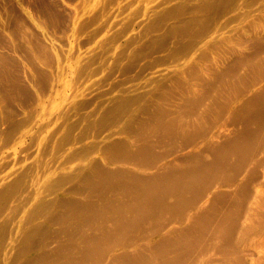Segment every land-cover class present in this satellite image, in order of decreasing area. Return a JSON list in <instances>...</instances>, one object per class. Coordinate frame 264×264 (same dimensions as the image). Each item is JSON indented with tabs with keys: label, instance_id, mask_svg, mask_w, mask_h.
Listing matches in <instances>:
<instances>
[{
	"label": "rangeland",
	"instance_id": "rangeland-1",
	"mask_svg": "<svg viewBox=\"0 0 264 264\" xmlns=\"http://www.w3.org/2000/svg\"><path fill=\"white\" fill-rule=\"evenodd\" d=\"M76 70L77 72H75ZM263 91L264 0H0V192L2 193L1 190L5 189L3 193L6 191L7 194L6 192L5 194L8 195L4 196V194L0 193V197L4 196V198L2 196L0 203L4 199L6 203L8 202V205L4 201L0 204V207L4 208V211L0 209V213L3 211L6 214L9 211L10 213H8L11 215L17 209L19 210V214L16 212L17 216L15 213V216L12 215L13 218L16 217L15 219L10 218L9 215H5L3 212V215L0 214L2 217L5 215L0 219V263L2 264L4 257H10V262L16 260V258L13 259V256L15 257V254L19 251L16 248L18 249L22 245L21 241L26 231L25 229H27L30 223L29 220L34 214L31 209L36 207L40 197L45 199V197L51 195V201L55 200L54 203L60 205L54 213L64 215L65 213L68 214L66 211L70 208L69 205L73 204L74 198H79L78 201L82 202V200L86 199L84 197L90 196V188L93 185H89L91 182H99L102 177L103 180L111 177L103 174L105 170L111 172L112 174H109L112 177L113 173L114 177H116L115 174L119 176V173L122 174H120L121 176H126L127 174L133 177L136 173L148 174L158 170L156 161L162 162L169 158H166V154L159 155L157 151H155V154L151 151L158 148L162 150L161 144L164 143L160 142V145L157 143L158 147L155 149L154 145V149L151 150L152 145L145 147L148 141L144 140L145 149L150 148L145 150L143 146L141 147L143 141H138V139L141 140L143 133L153 129L158 134L165 132L164 134L168 136L171 134L169 132H172L169 137L166 135L160 136V140L168 139L167 142L169 143L164 145L168 146V148H173L170 144L174 145L173 143L181 142L183 139L186 140L187 137L184 130H186L187 134L188 132L193 133L195 130L197 136L194 133H189L191 135L188 134L187 139L190 140L188 142L186 140L187 143L183 140L180 146H186L183 147L186 153L189 150L197 153L205 149V144L210 146L213 143L211 145L214 146V148L212 147L213 150L219 145V142L220 145L228 147L227 144L230 142L221 140L225 136L233 137L232 135L236 133V136H234L237 137L240 134L239 137H234V140H238L242 138V135H251L252 131L256 132L255 130L259 129L261 134L256 135V133H260L257 131L255 133L256 139L253 134V136L245 135L246 137H243V141H247V144L245 142L244 145H252L249 148L252 147L253 149H251L252 151L254 150V153L250 152L251 149L248 147L245 148V150L248 149L247 151H241L244 150L245 146L240 147V145L235 143L237 141L230 143L231 149H235V145H238L236 149H240L244 154L248 153L247 155L245 154L247 158L241 152L244 156L240 155V158L239 155H236L238 150L236 152L231 150V152H234L232 153V163L227 161L229 162L227 167L225 164L223 165L221 176L218 179V181L221 180V183L218 182L221 185L218 184L216 189V191L224 189L223 191H226V193L221 190L223 195L225 194L222 199H220L222 193L219 196L216 195V191L213 195L210 194L208 196V199H210L209 208L213 207L212 210L214 209L213 211H215L209 212L208 215L209 217L212 216L213 220L203 214L200 216V225L204 221L212 222L215 220L214 222L216 223L219 221L220 214L222 212L223 214L226 213L225 215L222 214L223 218L221 219V221L225 220L221 222L223 223L222 228L227 229L224 230L225 232L222 230L224 235L227 236L224 238H228L227 241L230 243L229 241H234V238L237 235L239 236L241 232L239 242L233 243L237 246L236 252L234 251V255L232 254L234 258L231 257L232 263L226 264H233L234 259L242 254H245V257L242 255L241 257L243 258L241 260L236 259L237 261H246L247 264H264V190L260 191L263 189L262 186H264V164L260 163L264 162ZM212 95L214 96L212 97ZM231 97L235 98L232 100ZM229 99H231V102L227 103L226 101H230ZM252 100H257V103H254L255 101L252 103ZM192 102L194 103L193 108L191 107ZM114 104H119V107H115ZM187 105L190 107L188 108ZM193 109H196L194 110L195 114L192 113L194 112ZM187 110L191 113H188ZM186 115L187 117H184ZM199 115L201 116L199 117ZM120 116H123V118ZM231 117L232 120L230 119ZM236 117L238 119H235ZM51 118H53V122H50L52 121ZM162 120H166L169 126L165 125L167 124L165 123L166 121L164 122L165 126L161 125L163 124ZM200 121L204 125L199 124L201 123ZM179 122L183 125L179 124ZM175 123L174 128L176 130H173ZM243 124L249 128L243 127L244 130L247 129L246 132L241 128ZM202 125L203 127H201ZM236 126L242 129L243 132L240 130V132H235V130H238ZM41 127L43 128L41 129ZM164 127L168 128L163 129ZM177 127L180 132H184V136H182V133L181 136L178 134ZM159 131L163 133H159ZM220 131L224 133V136ZM247 131H250V133ZM50 133L51 139L48 136ZM53 133L54 135H52ZM80 134L85 137L84 140L82 137V140L86 145L83 144ZM139 134H141V138ZM220 134L222 135L219 139L220 141H216ZM89 135L91 136L89 137ZM149 135L151 136V133ZM175 135H179V139ZM76 137H80L79 140L81 141L76 142L78 140ZM144 137H147L146 134ZM71 138L73 140H70ZM133 138H136L134 139L135 142ZM169 139L174 142L171 143ZM173 139H178V141ZM123 140H125L126 145ZM190 141L194 145L189 146ZM243 141L241 139V143ZM249 141L250 143L254 142L249 144ZM254 144L255 146L253 147ZM233 145L234 148L232 147ZM21 146L22 148H20ZM126 146H129V151L136 149L138 155H134L135 160L130 158L133 157L131 153H135V151L129 152L127 150L128 154H130L128 157ZM137 146L138 149L143 148L142 150H145L147 155L141 154L142 150L138 151ZM117 150L120 154L125 151L124 157L114 156L118 154ZM9 151H11V154ZM139 152L144 156H139ZM231 152L228 151V153ZM5 155L9 156L5 157ZM149 155L152 157H148ZM259 157L262 160L258 161L259 159L257 158ZM123 158L128 159H125V161ZM250 158L254 159V162ZM249 160L251 161L249 163L253 164L254 170L251 167L252 164L247 165ZM258 162L261 166H259ZM142 163H149L150 166L153 163L156 164L152 165L151 168L148 166L149 164L142 166ZM27 164H29L28 167H31V169H27ZM121 165H125V167L123 166L124 168H122ZM237 165H241V168L239 167L241 170L236 168ZM33 166L35 170L32 169ZM76 166L80 167L79 171H77L78 168ZM71 167L76 168V170L73 169V171ZM119 168H122L123 172L118 171L120 170ZM124 169L128 170L124 172ZM31 170V173L35 172L36 174H31L29 172ZM69 171H71V174L80 172V175L78 174L75 177L73 174L72 177L71 174L68 175ZM66 172L68 173V176L66 175L67 182L65 178L59 179L60 175L63 177ZM81 173L83 174L81 175ZM92 175L98 181L92 179L90 177ZM46 176L51 177V180L57 179L58 176L60 183L62 181L63 187H58L56 184L58 180L50 181L53 184L48 185L47 183L48 186L53 189L54 185H57L56 188L59 189H53L56 192L48 195L50 193L48 191L51 188L48 187V190L46 189L48 193L46 190L44 192V185H46L44 179ZM85 176H87L88 181L91 179V182H88L89 184ZM22 180L25 182L22 183L26 188L25 190H23V186L20 185L23 188L19 186V182L21 183ZM14 181L16 182L14 183ZM63 181L65 184H63ZM60 183L59 185H61ZM231 183L234 184L231 185ZM86 184L85 188L88 187V190L84 189ZM241 184L245 187H242V192ZM16 185L20 188H16ZM47 185L45 186L46 188ZM11 187L12 189L15 187L13 192ZM77 187L80 188L78 191H81V188L85 192L89 191L88 194L86 193V195L82 191L78 192ZM18 188L22 189L20 192L22 194L20 195L17 194L19 193ZM195 189L198 190L199 188ZM243 189L248 190H245L248 194L246 192V194H242ZM11 192L16 194L12 196ZM44 193L46 195H43ZM10 195L13 198H10ZM256 196L259 197L258 200ZM14 199H19V201H14ZM116 199L114 203H118L121 206L120 203H122L123 198H118L120 199L117 200L118 202ZM218 199H220L222 204H220ZM57 200H59L58 203ZM86 200H89V198ZM211 200L213 202L216 201L217 204L212 203ZM15 202L19 208L14 204L16 207L12 208H17L16 210L12 208L7 210L9 204L12 206L11 204ZM3 203L4 207L2 206ZM216 205H220L219 207L224 208L225 211L222 208L219 209ZM122 206H124V203ZM122 206L121 208H123ZM172 207L175 208L174 206ZM179 207L180 210L177 209V213H174L175 209L173 211L169 209V212L166 213L163 210V212L156 213L154 215L155 219L159 220L155 221L153 216L155 225L152 223L153 220L148 221L152 223H150L152 226L144 223L141 225L137 222L138 227L141 226L139 228L135 227V231L132 226H135L136 223L131 226L128 225L129 223L125 224L133 230L132 233L131 230H128L130 228L127 227L129 233L125 234L127 231L124 223L121 225H124L123 228L125 230L120 225L115 227L113 231H118V227H120L119 230L121 232L124 230L122 234L124 233L125 236L118 231L116 233L119 238L115 233L112 234L115 238L110 236L113 240L112 238L108 239L109 237L107 238L106 236L107 239H105L112 241L115 239V244L117 245H114L111 241L113 245L106 241L104 243V238L98 239L99 234L101 235L103 232V230L100 232V229L106 228L108 229L107 231L110 230L108 236L112 231L111 228H103V224L101 225L100 222L98 225H101L102 228L99 227L98 231L100 233L95 231L97 236L93 234L95 233L94 231H90L92 235L96 236L95 240H97V243L100 242L98 248L90 250L91 252L86 250L84 256L79 258L77 264H118L117 256L124 257L131 250L141 245L144 246L142 242L146 243L151 233H155L158 238V240L156 239L158 242L155 241V244L160 246L159 240H161L160 238L163 235L165 236L168 229L171 230L174 226L177 229L178 226L182 227L187 222L192 221L190 218L182 220L179 217V214L182 215L183 213L179 212L183 211L186 206L184 207L183 205L182 207L179 204ZM70 211L71 209H69ZM227 211H231V214ZM193 213L191 211L189 214L193 215ZM28 214L29 216H27ZM94 217L97 218L94 219V222L95 220L98 222L99 217V219L105 220V218H101V215L97 216L96 214ZM161 220L166 221L165 223L168 222L169 225L163 224ZM159 221L164 227L159 226ZM84 223L87 222L81 224L83 230L84 226H87L89 222L86 225ZM47 226L46 224L44 229L41 226L42 229L37 233L39 239L34 245L36 252L37 250L40 251L38 248L40 245L45 244L46 241L51 247L56 245L57 239L54 241V238L48 236L49 230L47 232V228L49 227ZM153 226L162 228L157 230ZM196 226L199 228L198 225ZM35 227L33 225L34 229H36ZM53 227L52 229L55 230V227L57 229V224H54ZM89 227L86 230L88 228L90 230L91 226L89 225ZM106 229L101 236L107 235ZM228 229H231V232L235 231L232 236H230L231 232L228 233ZM8 230L11 231L8 232ZM86 230L83 232H86ZM143 230H146V232ZM90 232L87 231L85 234L87 235L88 233L90 235ZM226 232L229 236L225 234ZM140 233L145 238H142ZM85 234L83 236H85L84 239L86 238V240L94 238L92 235L89 237ZM220 235L224 236L223 233ZM116 238L118 239L116 240ZM221 238L219 240L224 244L222 241L225 239ZM10 243L11 247H9ZM18 243H20L19 246H17ZM208 244L207 247L211 245L209 244L208 246ZM215 246L213 250H210L213 247L212 245L209 249L207 247L205 248L206 250L200 249V253L203 252L204 254H199V256L201 255L200 257H198V253L186 254L187 251L182 254L185 248L177 246L182 250L179 251L177 247L175 249L173 247L171 253L174 252L175 258H178L181 262L174 257L173 260L168 259L170 254L166 255L165 258L167 257V261L171 262V264L172 261H175V264H183V260H185L184 264H218V262L222 264V259L217 258L218 262L216 260V257L220 254L214 251L216 249ZM198 247L196 246V249ZM237 248L240 250H238L239 252ZM207 250L210 251L208 252ZM157 254H155L157 258L162 256L160 252L159 256ZM181 254L183 256L186 255L185 257L186 259L188 257V260L186 261L183 256V259H180ZM92 256L93 259L91 258ZM94 256H96L95 259ZM213 256L216 257L211 259ZM50 258L51 254L47 252L45 257L41 258L37 264H46ZM189 258L192 260H189ZM85 259H89V262L85 261ZM209 260H214L215 262L211 263ZM167 261L166 263H168ZM19 262L16 261L13 264H19ZM241 262H236V264H241ZM244 262L242 264L246 263ZM166 263L162 262V264Z\"/></svg>",
	"mask_w": 264,
	"mask_h": 264
},
{
	"label": "bare ground",
	"instance_id": "bare-ground-1",
	"mask_svg": "<svg viewBox=\"0 0 264 264\" xmlns=\"http://www.w3.org/2000/svg\"><path fill=\"white\" fill-rule=\"evenodd\" d=\"M146 34V33H145ZM258 55V54H257ZM258 57V56H257ZM251 59H253V58H251ZM258 62H259V60H258ZM75 72H77V70L75 71ZM76 78V77H75ZM72 82H73V80H72ZM68 88V87H67ZM71 88H73V87H71ZM75 89H76V86H75ZM67 92H69V91H67ZM216 92H217V90H216ZM264 92V91H263ZM70 96V95H69ZM214 95H212V97H213ZM216 96V95H215ZM264 96V95H263ZM235 97H231V99L233 100ZM231 99H229L230 101H226L227 103L228 102H231ZM197 100V99H196ZM214 100H215V98H214ZM200 101V100H199ZM203 101H204V99H203ZM255 101V100H254ZM253 100L251 101L252 103L254 102ZM70 102V101H69ZM68 102V103H69ZM201 102V101H200ZM213 102H215V101H213ZM221 102V101H220ZM117 103V102H116ZM193 103V102H192ZM194 103H195V101H194ZM194 103L192 104V108L194 107ZM206 103V102H205ZM254 103H257V100L254 102ZM67 104V103H66ZM197 104V103H196ZM222 104H223V102H222ZM119 105V104H118ZM117 104L115 105L114 104V106L116 107H119ZM191 105V104H190ZM202 105V104H201ZM211 105V104H210ZM224 105V104H223ZM255 105V104H254ZM188 106V105H187ZM196 106V105H195ZM229 106V105H228ZM190 106H188V108H189ZM200 107V106H199ZM209 107V106H208ZM223 107V106H222ZM225 107H226V103H225ZM54 108V107H53ZM196 108H198L197 106H196ZM210 108V107H209ZM227 108V107H226ZM226 108H224L225 110H226ZM117 109V108H116ZM128 109H130V108H128ZM118 110H119V108H118ZM132 110V109H131ZM194 110H196V109H193V111ZM209 110V109H208ZM207 110V111H208ZM239 110H241V109H239ZM130 111V110H129ZM203 111H204V109H203ZM206 111V112H207ZM257 111H258V107H257ZM187 112L188 113H191L190 111H188L187 110ZM198 112V111H197ZM62 113V112H61ZM126 113V112H125ZM192 113H194L195 114V111L194 112H192ZM199 113V112H198ZM48 114V113H47ZM67 114V113H66ZM200 114H202V113H200ZM188 115V114H187ZM187 115L186 116H184V117H187ZM264 115V114H263ZM62 116V115H61ZM67 116V115H66ZM189 117H190V115H188ZM196 116V115H195ZM201 115H199V117H200ZM120 117H122L123 118V116H120ZM264 117V116H263ZM54 118V117H53ZM53 118H51V120L53 119ZM191 118V117H190ZM198 118V117H197ZM234 118V117H233ZM181 119H183L182 117H181ZM231 120H232V117L230 118ZM235 119H238L237 117L235 118ZM66 120V119H65ZM201 120V119H200ZM166 121V120H165ZM164 120H162V122H163V124H161V125H164V122H165ZM50 122H53V120L52 121H50ZM159 122V121H158ZM161 122V121H160ZM183 122V121H182ZM188 122V121H187ZM201 122V121H200ZM255 122V121H254ZM47 123V122H46ZM45 123V124H46ZM165 123H167V124H165V125H167V126H169V124H168V122L166 121ZM178 123V122H177ZM36 124V123H35ZM49 124V123H48ZM179 124H181L180 122H179ZM197 124V123H196ZM199 124H203L202 122L201 123H199ZM211 124V123H210ZM210 124H208V126H210ZM50 125V124H49ZM60 125V124H59ZM58 125V126H59ZM164 125V126H165ZM176 125V123L173 125V130L175 129L174 128V126ZM181 125H183V124H181ZM198 125V124H197ZM204 125V124H203ZM203 125L201 126V127H203ZM41 126V125H40ZM39 126V127H40ZM158 126V125H157ZM245 125L243 124V126L241 125V128L243 129V127H244ZM33 127V126H32ZM35 127V126H34ZM44 127V126H43ZM43 127H41V129L43 128ZM61 127V126H60ZM198 127V126H197ZM196 127V128H197ZM246 128H248V126L246 125L245 126ZM249 127H250V125H249ZM45 128V127H44ZM55 128V127H54ZM56 128H57V126H56ZM165 128H168V127H164L163 129H165ZM200 128V127H199ZM234 128V127H233ZM232 128V129H233ZM236 128H237V126H236ZM245 128V129H246ZM41 129H39V130H41ZM190 129H192V128H190ZM205 129V128H204ZM206 129H207V127H206ZM238 130L236 131L235 130V132H240V131H242L243 132V130L242 129H240V128H237ZM249 129V128H248ZM34 130V129H33ZM37 130H38V128H37ZM52 130H54V129H52ZM57 130H58V128H57ZM57 130H54V131H57ZM172 130V131H173ZM176 130V129H175ZM177 130H178V127H177ZM192 130H194V129H192ZM240 130V131H239ZM247 130V129H246ZM246 130H244V132H246ZM53 131V132H54ZM81 131V130H80ZM179 131V130H178ZM185 131V133H186V137L188 138V134L189 133H192V132H188V134H187V132H186V130H184ZM191 131V130H190ZM195 131V130H194ZM193 131V133H194V135H196L197 136V134H196V131L194 132ZM256 132L258 131V132H260V130L258 129V130H255ZM147 132V131H146ZM151 133V136L149 135L150 133ZM149 132H147V133H143L144 135L146 134V136L147 137H144V135L142 134V138H141V134H139L140 135V138H141V140L140 139H138L139 138V136H138V141H143L142 142V145H141V147L143 146V148L145 149V147H148V145L150 146V145H152V149L151 150H153L154 149V147H155V149H156V147H158L157 145V143H159V145H160V142L161 143H169V142H167L168 141V139L167 140H165V139H162V140H160L161 139V137H162V135H166L167 136V134H164L163 132H160L159 131V133H163V134H158V133H156L155 131H153V129H151V130H149ZM157 132H158V130H157ZM180 132V131H179ZM178 132V134H180V136L182 135V136H184V132L182 133V132H180L179 133ZM202 132H204V131H202ZM220 132H222V131H220ZM247 132H249L250 133V131H247ZM256 132H253L252 131V133H251V135L253 134V135H255V133ZM52 133V132H51ZM51 133H50V135H48L49 136V139H51L50 138V136H51ZM82 133V132H81ZM149 133V134H148ZM169 133H171L172 134V132H169ZM174 133H175V131H174ZM182 133V134H181ZM192 133V134H193ZM231 133V132H230ZM233 133V132H232ZM56 134V133H55ZM171 134H169L167 137H169V136H171ZM175 134H177V133H175ZM224 133L222 132V135H223ZM236 134V133H235ZM235 134H231L233 137H231V136H229V137H224V138H221V134H220V136L218 137V139L216 140V141H218L220 138H221V140L223 141V142H226V140H227V142H235V141H237V142H235V143H237L238 145H240V147L242 146V147H244L243 149L244 150H241V151H247V150H245V148H249L250 146H252V145H244V143L246 142V144H247V141L246 140H244L243 141V137H246V136H251L250 134H248V135H246V134H244V135H242V143H241V139H240V141H239V139L238 140H234V137L236 136ZM238 134V133H237ZM259 135V134H261V132L260 133H256V135ZM52 135H54V133L52 134ZM81 135V134H80ZM189 135H191V134H189ZM230 135V134H229ZM235 135V136H234ZM246 135V136H245ZM252 135V136H253ZM255 135V139L257 138V136ZM91 135H89V137H90ZM137 136V135H136ZM161 136V137H160ZM176 136V135H175ZM174 136V138H178V136H176L175 137ZM224 136V135H223ZM240 136V134H238V136L237 137H239ZM36 137H38L37 135H36ZM82 135H81V140H82ZM88 137V136H87ZM185 137V138H186ZM237 137H235V138H237ZM69 138V137H68ZM79 138L80 137H76V139H78V140H76V142H80L81 140H79ZM136 138H133V141H134V139H136ZM145 138H147V139H145ZM148 138H149V140H148ZM166 138V137H165ZM171 139H172V137H170ZM181 138H183V137H181ZM186 138V140H187V142H188V140H190V139H187ZM227 138V139H226ZM248 138V137H247ZM85 139V137H83V140ZM179 139V138H178ZM178 139H176L177 141H178ZM246 139V138H245ZM254 139V140H255ZM70 140H73L72 138L70 139ZM82 140V141H83ZM144 140H147L146 142V144H145V147H144V145H143V143H145V141ZM157 140H159V141H157ZM173 140H175V139H173ZM175 140V141H176ZM181 140V139H180ZM184 140V142H186V140L185 139H183ZM182 140V141H183ZM124 142V144L126 145V142H125V140H123ZM169 141H170V139H169ZM182 141L181 142H177V143H173L174 141H170L171 143H173L174 145H171L170 144V146H173V148L172 147H170V148H168V146H165L164 144H161V149L162 150H160V148H158V149H156V150H154V151H151V152H153L154 154L156 153L155 151H157V154H166V158H169L168 160H166V161H162V162H160L159 160H157L156 162L158 163V164H156V163H151L152 165H157V167H158V170H156L155 172L153 171V173L151 174V173H148V174H145V173H136V174H132L133 175V177L132 176H130V175H127L126 174V176L124 175V176H121L122 174L121 173H117L119 176H117L116 174H115V176L116 177H114V173H113V177H112V175H110V174H112L111 172H108V171H106V173H105V171H103L104 173L103 174H107L108 176H111V177H109V178H107V179H105V180H103V177H102V179H99V182H94V183H92L91 182V179L89 180L91 183L89 184L88 182V178H87V176H85L86 178H87V183L89 184V185H91V184H93L92 185V187L91 186H89V187H91L90 188V191H91V194H90V196H88L87 194H88V192L86 191H84L82 188H81V191L82 192H85V194L87 195L86 197H84V198H86V199H88L89 198V200H86V199H84V201H86V202H84L82 199H80V200H82V202H79L78 200H79V198H74V200H73V204H70L69 206H70V208L69 209H71V215H70V212H69V209L66 211V212H68V214L67 213H65L67 216L65 217V214L64 215H60V214H56V213H54L55 212V210H57L58 208H59V206L60 205H58V204H56V203H54V201L55 200H53V201H51V195L50 194H52L53 192L55 193L56 191H53V189L55 190V188L57 187V185H58V187L60 186H62V181H61V183H60V181H59V179L60 178H65V180H66V182H67V177H66V175L68 174V175H70L71 173V171L73 170V169H75L76 170V168H78L77 166H76V168H73V167H71L72 168V170L71 171H69L68 173L66 172V173H64L65 174V176L63 175V177H61L62 175H60V177H59V179H58V176H57V179H54V180H51V177H48V176H46L45 177V179H44V181H46L45 183H46V185H47V183H48V185H51V184H53L52 182H50V181H57L58 180V182H56V184L57 185H54V188L52 189L51 188V186H48L47 185V188L45 187L46 185H44V192H45V190L47 189L48 190V187L49 188H51L48 192H50L48 195H50L49 197H45V199H44V197H40V200H39V202H37L38 204L36 205V207L34 208V207H32L33 209H31V211L34 213V214H32L33 216H32V218H31V220H29L30 221V223H29V225H28V227H27V229H25L26 231L24 232V236H23V239H22V241H21V244L22 245H20V243H18V245L17 246H19V248L17 249L16 248V250H19L18 252L15 250V252H17L16 254H15V257L13 256V259H15L16 258V260L14 261V262H10V257L9 258H6V257H4L3 258V260H2V264H13V263H16V261H20L19 262V264H37V263H39L40 262V259L41 258H44L45 257V255L47 254V252L49 253V254H51V258H50V260H48L47 262H46V264H70V263H74V264H77L78 262H79V258L81 257H83L84 256V253H85V251L86 250H91L92 251V249L94 250L96 247L98 248V245H99V243L100 242H98L97 243V240H95V238H96V236H97V232H95V231H98L99 230V227H101L102 228V224H103V228H105V227H108V228H111L112 229V231H113V229L115 228V227H117V226H119L120 225V227L122 226L121 224H123L124 223V225L126 224L127 225V223H129L128 225H132V224H135L136 223V225L138 224V223H140L141 225L144 223V224H150L148 221L149 220H153V216L154 215H156V213H158V212H161L162 210L164 211V213H166V212H169V209H172V211L175 209V212L174 213H177V209H179L180 207H179V204H181L182 205V207H183V205H184V207L186 206V210L184 209L183 211L181 210V212H179V210L180 209H183V208H180L179 210H178V212L179 213H182V215H183V217H182V215L181 214H179V217H181V219L182 220H188L189 218L190 219H192V221H189V222H187L185 225H183L182 227H179L178 226V228L177 229H175L174 227H173V229H171L172 228V226H171V230H169L168 229V232L165 234V236L163 235V237L162 238H160L161 240H159L160 241V246H157V244H155V241H157L158 240V238L156 237V235H155V233H151L150 234V236H149V238L147 239V242L146 243H143L142 242V244H144V246H139V247H137V248H135V249H133V250H131L130 251V253H128L126 256H117V259L119 260V262H118V264H162V262L164 263H166V261H167V257L165 258V256L166 255H168V254H172V256L170 257V255L168 256L169 258L168 259H172L173 260V257L175 258V256H174V252H172L171 253V251H172V248L173 249H175L177 246H180V247H182L184 250L182 251V254L184 253L185 254V251H187V253L186 254H190V253H193V254H196V253H198V257H200L199 256V254H201L202 253V255H204L203 254V252H201L200 253V249H205L206 247H207V243H209V244H211L213 247H212V249H210V250H213L214 249V245H216L215 247H216V249L214 250V251H216V253H218V254H220V255H218L217 257H216V260H217V258H220V259H222V261H223V263L224 264H226V263H229V262H231L232 263V259H231V257H232V254L234 255V251L236 252V246L234 245V244H236V241H237V243L239 242V240L241 239V232H240V234H239V236L237 235V237L236 238H234V241H229L230 243H228V241H227V239L228 238H224V237H227L226 235H224V230L226 229V228H222L223 227V223H221V222H224L225 220L223 219L222 221H221V219L223 218V215H225V214H223V212H222V214H220V212H219V214H220V216H219V221L218 220H216V221H218V222H214V221H212V222H214V223H212L211 221H204L203 222V224L202 225H200L201 224V221H200V216L201 215H203V214H206V217L207 218H210V219H212L213 220V217L211 216V217H209V212H211V211H213L212 210V208L210 207L209 208V206H210V199H208V196H210V194L211 195H213L214 193H216V195H221V190L219 189V190H217L216 191V189H217V185L219 184V185H221L220 183V181L221 180H219L218 181V179H219V177L221 176L220 174H221V170H222V167H223V165L225 164L226 165V167H227V163H229V162H227V161H231L232 159H233V157H232V153H234V152H236L238 149H236L237 148V146L238 145H235L236 146V148L235 149H231L230 147H231V144L230 143H228L227 145H228V147L225 145V147L221 144L220 145V142H219V145H217V146H219V147H215V149L213 150V148H214V146H211V145H213V143L210 145V146H206V144L204 145L205 147V149H203V150H200V151H198L197 153L196 152H194V151H192V150H189L187 153L184 151L185 149L183 148L184 146H180L181 144L180 143H182ZM220 141V140H219ZM238 141H239V143H238ZM34 142V141H33ZM47 142V141H46ZM75 142V143H76ZM135 142V141H134ZM137 142V141H136ZM140 142V143H141ZM186 142V143H187ZM253 142L254 141H252L251 143L253 144ZM264 142V141H263ZM36 143V142H35ZM66 143V142H65ZM139 143V144H140ZM191 141L189 142V146L190 145H192L193 143H191ZM194 143H196V142H194ZM235 143H232V144H235ZM250 143V141H249V144H251ZM44 144H46L45 142H44ZM74 144V143H73ZM83 144H84V141H83ZM123 144V145H124ZM138 144V145H139ZM216 144V143H215ZM214 144V145H215ZM229 144H230V146H229ZM243 144V145H242ZM264 144V143H263ZM42 145H43V143H42ZM84 145H86V144H84ZM127 145H129V144H127ZM155 145V146H154ZM165 147H164V146ZM168 145V144H167ZM194 145V144H193ZM44 146V145H43ZM42 146V147H43ZM131 146H132V144H131ZM140 146V145H139ZM154 146V147H153ZM255 146V144L253 145V147ZM41 147V148H42ZM127 147V146H126ZM129 147V146H128ZM128 147H127V149H126V151L128 150L129 151V149H128ZM141 147H139V148H141ZM186 147V146H185ZM188 147V146H187ZM192 147V146H191ZM213 147V148H212ZM233 148H234V145L232 146ZM19 148V147H18ZM20 148H22V146L20 147ZM40 148V149H41ZM134 148H136V147H134ZM142 148V149H143ZM216 148H217V150H216ZM252 148V147H251ZM251 148H249V149H251ZM43 149V148H42ZM41 149V150H42ZM137 149H138V146H137ZM142 149H138V151H140V150H142ZM150 149V148H149ZM149 149H145V150H149ZM167 149V151H165ZM253 149V148H252ZM252 149H251V151L250 152H253L252 151ZM257 149H259V148H257ZM8 150V149H7ZM35 150V149H34ZM122 150V149H121ZM121 150H120V152H121ZM131 150H132V148H131ZM144 150V151H145ZM231 150H233L232 152H231ZM256 150V149H255ZM5 151V150H4ZM20 151V150H19ZM21 151H22V149H21ZM32 151H33V149H32ZM36 151V150H35ZM127 151V154L129 153V152H134L135 151V153H131V154H133L132 156L133 157H130V158H133L134 160L136 159V158H134V155L136 156V155H138L137 154V152H136V149L135 150H133V151H129L128 152ZM144 151L142 150L141 152V154H144V155H147V153H146V151H145V153H144ZM160 151V153H158ZM163 153H162V152ZM228 151H230L231 153H228ZM240 151V149L238 150V152H236L237 154L236 155H241L242 157L246 154H248V153H243V152H241ZM10 152V154H11V151H9ZM34 152V151H33ZM41 152V151H40ZM40 152H39V155H40ZM243 153L244 155H242L241 153ZM249 152V153H250ZM117 153L118 154H116V155H114V156H116V157H124V153H125V151H124V153L123 154H120L119 152H118V150H117ZM240 153V154H239ZM254 153V152H253ZM252 153V155L254 156V154ZM7 154H9L8 152H7ZM140 154V152H139V156L141 155ZM38 155V156H39ZM73 155V154H72ZM118 155V156H117ZM129 155L130 154H128L127 156L129 157ZM144 155H141V156H144ZM151 155V154H150ZM150 155L148 156V157H150ZM246 155H245V157H246ZM7 156H9V155H5V157H7ZM127 156H125V157H127ZM197 156V157H196ZM238 156V157H239ZM241 156H240V158H241ZM250 156H251V153H250ZM252 156V157H253ZM3 157V156H2ZM40 157H41V155H40ZM152 157V156H151ZM150 157V158H151ZM155 157V156H154ZM159 157V156H158ZM237 157V156H236ZM249 157V156H248ZM251 157V158H252ZM25 158V157H24ZM29 158V157H28ZM129 158V159H130ZM146 158V157H145ZM149 158V159H150ZM234 158H235V156H234ZM247 158V157H246ZM250 158V160L252 161V162H254L252 159ZM254 158V157H253ZM1 159V158H0ZM5 159V158H4ZM3 159V160H4ZM124 160L126 159V158H123ZM128 159V158H127ZM126 159V160H127ZM132 159V160H133ZM230 159V160H229ZM257 159H259L258 161H260V160H262V158L261 157H259V158H257ZM40 160V159H39ZM39 160H38V162H39ZM79 160V159H78ZM125 160V161H126ZM131 160V161H132ZM248 161L247 162V165H251L249 162H251V161ZM256 160V159H255ZM138 161V160H137ZM136 161V162H137ZM31 162V161H30ZM29 163V162H28ZM31 163H33V162H31ZM37 163V162H36ZM42 164H43V162H41ZM82 163V162H81ZM119 163H121V162H119ZM128 163V162H127ZM231 163H232V161H231ZM244 163H246V162H244ZM259 163V162H258ZM260 163H262V164H264V162H260ZM259 163V164H260ZM122 164H124V163H122ZM134 164V163H133ZM140 164V163H139ZM138 164V165H139ZM149 164V163H148ZM148 164H143L142 163V166H144V165H148ZM257 164V163H256ZM28 165L29 164H27V169L28 168H30L31 169V167H28ZM30 165H32V164H30ZM151 165V166H152ZM246 165V166H247ZM255 165V164H254ZM122 166V165H121ZM124 167H125V165H123ZM122 166V168H124ZM140 166V165H139ZM148 166H150V164L148 165ZM150 166V167H151ZM253 166V164L251 165V167ZM256 166V165H255ZM254 166V167H255ZM257 166H258V164H257ZM259 166H261V164L259 165ZM236 167V166H235ZM235 167H234V169H235ZM241 168V165L240 166H238L237 165V169H240ZM263 167H264V165H263ZM80 168V167H79ZM78 168V170L77 171H79L80 169ZM122 168H119L120 170H118V171H122L123 172V169ZM152 168V167H151ZM29 169V170H30ZM32 169L33 170H35V168H34V166L32 167ZM38 169V168H37ZM103 169V168H102ZM245 169V168H244ZM248 169V168H247ZM252 169H253V167H252ZM104 170V169H103ZM126 169H124V172H126L125 171ZM236 170V169H235ZM241 170V169H240ZM239 170V171H240ZM254 170V169H253ZM39 171H40V169H39ZM39 171H38V174H39ZM53 171V170H52ZM74 171V170H73ZM84 171V170H83ZM112 171V170H111ZM115 171H116V169H115ZM257 171V170H256ZM30 173L32 172V170L31 171H29ZM45 172H47V171H45ZM100 172H102V170H100ZM108 172V173H107ZM117 172V171H116ZM258 172V171H257ZM25 173H26V171H25ZM77 173V172H76ZM110 173V174H109ZM27 174V173H26ZM31 174H36L35 172L34 173H31ZM44 174V173H43ZM73 174L75 175V177H76V175H80V172L78 173V174H75V173H72L71 175H72V177H73ZM83 173H81V175H82ZM121 174V175H120ZM29 175V174H28ZM67 175V176H68ZM90 175V174H89ZM45 176V175H44ZM105 176V175H104ZM89 177V176H88ZM90 177H92V179H94V176L92 175V176H90ZM105 177H107V176H105ZM55 178V177H54ZM85 178V179H86ZM84 179V180H85ZM95 179H97V178H95ZM94 179V180H95ZM30 180V179H29ZM28 180V181H29ZM32 180V179H31ZM61 180V179H60ZM64 180V181H65ZM76 180H78V179H76ZM100 180H102V181H100ZM23 181V182H22ZM21 181V183L19 182V186L21 185V186H23L24 187V189L23 190H25L26 188H25V186H24V184L22 185V183H25L26 182V179H25V182H24V180H22ZM36 181V180H35ZM63 181V184H65V182ZM95 181H98V180H95ZM16 181H14V183H15ZM30 182V181H29ZM218 182H220V183H218ZM234 182V181H233ZM13 183V184H14ZM44 182H43V184H45ZM50 183V184H49ZM59 183L61 184V185H59ZM79 183V182H78ZM238 183V182H237ZM263 183V182H262ZM12 184V185H13ZM32 184H35V183H32ZM234 183H231V185H233ZM240 184V183H239ZM12 185H10V186H12ZM15 185V184H14ZM13 185V186H14ZM18 185V184H17ZM16 185V188L17 187H19V186H17ZM238 185V184H237ZM12 186V187H13ZM20 186V187H21ZM31 186V185H30ZM30 186H29V188H30ZM87 186V184L86 185H84V189L85 190H88L87 188H85ZM235 186H236V184H235ZM239 186V185H238ZM9 187V186H8ZM12 187H11V190H12V192H13V189L15 190V187L12 189ZM19 187V188H20ZM23 187H21V188H23ZM32 187V186H31ZM34 187V186H33ZM59 187V188H60ZM63 187V186H62ZM199 188L198 190L197 189H195V188ZM242 184H241V186H240V188H241V192H242ZM263 187V189H261L260 191L262 192L263 190H264V186H262ZM18 188V189H19ZM35 188H37V187H35ZM59 188H56V189H59ZM238 188V187H237ZM243 188H245V187H243ZM10 189V188H9ZM18 189H16V190H18ZM28 189V188H27ZM78 189H80V188H78L77 187V191H78ZM3 190H5V189H3ZM3 190H1L2 191V193L1 194H4V196L7 194V192H6V194H5V192L3 193ZM10 190V191H11ZM22 190V189H21ZM21 190L19 189V193H17V194H22V193H20L21 192ZM47 190H46V192H47ZM194 190H196V191H194ZM224 190V189H223ZM222 190V191H223ZM239 190V189H238ZM246 190V189H245ZM244 189H243V193L242 194H244L246 191H248V190H246L245 191ZM37 191H39V190H37ZM58 191V190H57ZM81 191H78V192H81ZM216 191V192H215ZM220 191V192H219ZM230 191V190H229ZM240 191V190H239ZM259 191V192H260ZM11 192V193H12ZM16 192H18V191H16ZM24 192V191H23ZM47 192V193H48ZM219 192V193H218ZM223 193H226V191L224 192L223 191ZM223 193H222V196H218L220 199H222V197L225 195H223ZM247 193V192H246ZM245 193V194H246ZM13 195L12 196H14V194H16L15 192L14 193H12ZM248 194V193H247ZM264 194V193H263ZM18 195V196H19ZM43 195H46V193H44ZM55 195H58V194H55ZM259 195V194H258ZM3 196V195H2ZM2 196L0 197V200H1V198H2ZM4 196H3V198H4ZM6 196H8V195H6ZM11 195L9 196L10 198L12 197ZM16 196V195H15ZM190 196H191V198H190ZM245 196H247V195H245ZM248 196H250V195H248ZM8 197V198H9ZM88 197V198H87ZM13 198V197H12ZM53 198V197H52ZM116 199V201L117 200H120V199H118V198H123V200H122V203H120V201H119V203L121 204V206H122V204L124 203V206H122L123 208H121V206H119V204L118 203H114V200ZM256 198H257V200L259 199V197H257L256 196ZM263 198V197H262ZM59 199V198H58ZM212 199H214V198H212ZM220 199H218L219 200V202H220ZM261 199V198H260ZM13 200V199H12ZM11 200V201H12ZM22 200V199H21ZM215 200V199H214ZM217 200V199H216ZM5 202L6 203V201H5V199L4 200H2V202ZM14 201H19V199H17V200H15L14 199ZM14 201H12V202H14ZM58 201L59 200H57V203H58ZM212 201V200H211ZM261 201H263L262 199H261ZM1 202V203H2ZM12 202H10V203H12ZM118 202V201H117ZM0 203V204H1ZM8 203V202H7ZM6 203V205H8ZM183 203V204H182ZM212 203H216V201L215 202H213L212 201ZM224 203V202H223ZM14 204H16V202L15 203H13V204H11L12 206H10V204H9V206L7 207V210H8V208H10L9 210H11V208L12 207H16ZM19 204V203H18ZM217 204V203H216ZM220 204H222L221 202H220ZM4 205V203L2 204V206ZM6 205H5V210H6ZM14 205V206H13ZM17 205V204H16ZM20 205V204H19ZM223 205H226V204H223ZM34 206V205H33ZM172 206H174L175 208H173ZM216 206H218V205H216ZM216 206H214L215 208H216ZM220 206V205H219ZM218 206V207H219ZM222 206V205H221ZM4 207V206H3ZM17 207L19 208V206L17 205ZM177 207V208H176ZM179 207V208H178ZM220 208H222V207H219V209ZM0 209H3V211H4V208H1L0 207ZM12 209H14V210H16L17 208H12ZM211 209V210H210ZM219 209H217V210H219ZM222 209H224V208H222ZM221 209V210H222ZM13 210V211H14ZM216 210V211H217ZM3 211H1V213L0 214H2L3 215ZM19 210L17 209L16 211H14V213L16 214V216L19 214V212H18ZM111 211V212H110ZM162 211V212H163ZM171 211V210H170ZM171 211V212H172ZM184 211H186V212H184ZM192 211V213H193V211H194V213H193V215H191V214H189L190 212ZM220 211V210H219ZM224 211H225V209H224ZM3 212V213H2ZM9 212V211H8ZM8 212H6V214L5 215H9V213ZM18 214H17V213ZM20 212H21V209H20ZM213 212H215V211H213ZM227 212H229V214H231V211H227ZM13 213V212H12ZM14 213L13 214H11V215H9V217L10 218H13L12 217V215H14ZM24 213V212H23ZM30 213V212H29ZM64 213V212H63ZM113 213V214H112ZM185 213V214H184ZM234 213V212H233ZM97 214V216L98 215H101V218H105V220H102V219H99L98 218V222H96L97 220H95V222H94V219H97L96 217H94V215H96ZM2 215H0L1 217H0V219H2L3 217H2ZM176 215V214H175ZM174 215V216H175ZM15 216V215H14ZM27 216H29V214L27 215ZM27 216H26V218H27ZM217 216V215H216ZM215 216V217H216ZM229 216H231V215H229ZM8 217V216H7ZM234 217V216H233ZM9 218V219H10ZM16 217H14L13 219H15ZM22 218V217H21ZM156 217L154 216V219H155ZM172 218H173V216H172ZM171 217H170V220L172 219ZM177 218V217H176ZM175 218V219H176ZM204 218H205V216H204ZM237 218V217H236ZM13 219H11V220H13ZM177 219H179V218H177ZM218 219V218H217ZM158 221L159 219H155V221ZM165 220V219H164ZM164 220H161L162 221V223L164 224L165 222H164ZM167 220V219H166ZM169 220V221H170ZM182 220H181V222H182ZM154 220H153V222L152 223H154L155 222ZM161 221H159L160 222V224H159V222H157V224H159V226L161 225L162 226V223H161ZM172 221V220H171ZM170 221V222H171ZM11 222V221H10ZM15 222V221H14ZM83 222H89V224L87 225V226H84L83 228H84V230H86V228L87 227H89V225L91 226V229L90 230H86V232L87 231H91V232H95V233H93L94 235H96V236H94V235H92V233L90 232V235H92V236H94V238L92 237L91 239H89L88 237V239H89V241H87L86 240V238L84 239V237L85 236H83L86 232H83L84 230L82 229V226H81V224L83 223ZM101 222V225H98L99 223ZM134 222V223H133ZM138 222V223H137ZM176 222H180V221H176ZM209 222H211V223H209ZM42 223H44V224H42ZM48 225L47 227H49V228H47V232H48V230H49V234L48 233H46V234H48V236H50V237H52V238H54V241L57 239V242L55 243L56 245H53V246H55V247H51L50 245H49V243L46 241L45 242V244H43V245H40V247L38 248V249H40V251H38L37 250V252L35 251V249H34V245H35V243L38 241V237H37V233H38V231L39 230H41L42 229V227H43V229H44V226L46 225V224ZM87 223H84L85 225L87 224ZM151 223V224H152ZM172 223V222H171ZM170 223V224H171ZM16 224V223H15ZM27 224H28V221H27ZM36 224V225H35ZM54 224H57V229H56V227H55V230L54 229H52V228H54L53 227V225ZM105 224V225H104ZM150 224V225H151ZM156 224V225H157ZM165 224H168L169 225V223L167 222V223H165ZM227 224V223H226ZM225 224V225H226ZM33 225H34V227L36 228V229H34L33 228ZM44 225V226H43ZM123 225V226H124ZM125 225V226H126ZM132 226L134 229L133 230H135L136 228L135 227H138V225L137 226ZM140 225V226H141ZM154 225H155V223H154ZM167 225V226H168ZM196 225H198L199 226V228H197V226ZM222 225V226H221ZM233 225H235L234 223H233ZM42 226V227H41ZM123 226H122V228H123ZM139 226V227H140ZM145 226V225H144ZM144 226H143V228H144ZM152 226V225H151ZM166 226V227H167ZM120 227H118V231H120L119 229H120ZM127 227H129V226H126L125 228H126V233L125 234H127V233H129L128 232V230H131V233H132V229L130 228V229H128ZM138 227V228H139ZM145 227H147V226H145ZM153 227H155V226H153ZM157 227V226H156ZM155 227V228H156ZM162 227H164V225L162 226ZM162 227H160V228H156L157 230L158 229H161ZM236 227V226H235ZM38 228V229H37ZM248 228H250V227H248ZM45 229H46V227H45ZM106 229V228H105ZM105 229H100V232H102V230H103V232H102V234L101 235H103V233H105ZM124 229V228H123ZM128 229V230H127ZM150 229H151V227H150ZM155 229V230H156ZM13 230V229H12ZM108 229H106V231H107ZM125 230V229H124ZM124 230H122V232H124ZM154 230V229H153ZM156 230V231H157ZM222 230L224 231V232H222ZM227 230V229H226ZM229 230V229H228ZM231 230V229H230ZM229 230V232L228 233H230L231 231ZM234 230H235V228H234ZM233 230V232H235ZM9 231H11V230H8V232ZM43 231H45V230H43ZM110 231V230H109ZM109 231H107L106 233H107V235L106 234H104V236H101L100 234H99V238L98 239H100V238H104L103 239V242L104 241H106V242H112V243H114V245H117V244H115V239H114V241H112L113 240V238H115V237H113L114 235H112V234H115L116 232L118 233V231H113V233H112V231L110 232L111 234L108 236V232ZM136 231V230H135ZM144 232H146V230H143ZM161 231V230H160ZM247 231H248V229H247ZM99 232V231H98ZM99 232V233H100ZM122 232L120 231V233H121V235H124V233L122 234ZM140 232V231H139ZM149 232V231H148ZM155 232V231H154ZM225 233V234H227L228 235V233ZM233 232H231L230 233V236H232V234H233ZM40 233V232H39ZM45 233V232H44ZM116 233V234H117ZM223 233V235L224 236H222V235H220V234H222ZM79 234H81V235H79ZM147 234V233H146ZM146 234H144V235H146ZM16 235V234H15ZM86 235V234H85ZM90 235H88V233H87V235L86 236H89L90 237ZM120 235V236H121ZM140 235H141V233H140ZM143 235V234H142ZM141 235V236H142ZM244 235V234H243ZM108 239H111L112 237V240H106L107 238ZM110 236H112L111 238H110ZM125 236V235H124ZM148 236V235H147ZM162 236V235H161ZM229 236V235H228ZM117 237L119 238V235L117 234ZM221 237H223L225 240L224 241H222V242H224V244L223 243H221L220 241L221 240H219ZM106 238V239H105ZM118 238H116V240L118 239ZM123 238V237H122ZM142 238H145V237H143L142 236ZM157 239V240H156ZM222 239V238H221ZM85 240H86V242H85ZM120 240V239H119ZM129 240V239H128ZM223 240V239H222ZM233 240V239H232ZM53 241V242H54ZM84 241V242H83ZM99 241H101V240H99ZM132 241H134V240H132ZM131 241V242H132ZM226 241V242H225ZM19 242V241H18ZM110 242V243H111ZM118 242V241H117ZM158 242V241H157ZM7 243V242H6ZM9 243V242H8ZM105 243V242H104ZM111 243V245H113ZM123 243V242H122ZM226 243H228V244H226ZM232 243V244H231ZM234 243V244H233ZM103 244V243H102ZM209 244H208V246H209ZM226 244V245H225ZM4 245H6V244H4ZM104 245H106V244H104ZM110 245V244H109ZM198 245H199V247H198ZM210 245V246H211ZM13 246V245H12ZM196 246L198 247V249H196ZM209 246V247H210ZM235 246V248H233ZM4 247V246H3ZM9 247H11V243H10V246ZM107 247V246H106ZM158 247V248H157ZM160 247V248H159ZM209 247H207L208 249H209ZM8 248V247H7ZM177 249H179L178 247H177ZM9 250V249H8ZM11 250V249H10ZM155 250H157L156 252H155ZM182 250V249H181ZM180 249H179V251H181ZM206 250V249H205ZM209 250V251H210ZM239 249L237 248V251H238ZM90 251V252H91ZM101 251V250H100ZM208 251V250H207ZM208 251V252H209ZM240 251V250H239ZM238 251V252H239ZM3 252V251H2ZM39 252H41V253H39ZM159 252L160 253H162V256H160V257H156V253H158L157 255L159 256L160 254H159ZM233 252V253H232ZM237 252V253H238ZM4 253H6V252H4ZM89 253V252H88ZM237 253H236V255H237ZM243 253H244V251H243ZM246 253V252H245ZM7 254H8V252H7ZM9 254H11V253H9ZM95 254H97L96 252H95ZM98 254H99V250H98ZM97 254V255H98ZM175 254H176V252H175ZM181 254V256H180V259H183V257H185L186 255H182ZM210 254H211V252H210ZM239 254V253H238ZM241 254V253H240ZM96 255V256H97ZM177 255H180V254H177ZM243 255V257H245V254H242ZM242 255H240V257H236L235 259H234V261L236 260V259H242L243 257H241ZM89 256H90V254H89ZM96 256H94V259H95V257ZM99 256V255H98ZM183 256V257H182ZM191 256V255H190ZM212 256V255H211ZM219 256H221V257H219ZM214 256L213 257H211V259H213V258H215ZM92 259H93V256L91 257ZM99 258V257H98ZM98 258H97V260H98ZM232 258H234V257H232ZM90 259V258H89ZM89 259H85V261L87 260H89ZM164 259H166V261H164ZM176 260L178 259V258H175ZM185 259H186V257H185ZM207 259V258H206ZM209 259V258H208ZM210 259V260H211ZM179 260V259H178ZM188 260V257H187V259H186V261ZM189 260H192V259H190L189 258ZM209 260V262H211V263H214L215 261L214 260H212V261H210ZM245 260V259H244ZM91 261V260H90ZM96 261V260H95ZM184 262H183V264L185 263V260H183ZM208 261V260H207ZM219 260H217V262H218ZM221 261V262H222ZM233 261V264H236V262H241V261H237L236 260V262H234ZM1 262V261H0ZM82 262V261H81ZM89 262V261H88ZM91 262H93V261H91ZM90 262V263H91ZM168 262V261H167ZM175 262V261H174ZM173 261H172V264H175ZM178 262V261H177ZM179 262H181V260H179ZM189 262V261H188ZM191 262V261H190ZM206 262V261H205ZM244 261H242L241 262V264L243 263ZM246 262V261H245ZM244 262V263H245ZM222 263V264H223ZM230 263V264H231ZM1 264V263H0ZM87 264V263H86ZM92 264H94V263H92ZM166 264H171V262L169 263H166ZM177 264V263H176ZM180 264V263H179ZM218 264H220V262H218ZM245 264H247V262L245 263Z\"/></svg>",
	"mask_w": 264,
	"mask_h": 264
}]
</instances>
